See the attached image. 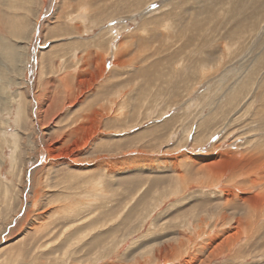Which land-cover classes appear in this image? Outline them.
I'll return each mask as SVG.
<instances>
[{
    "label": "rangeland",
    "instance_id": "374dc122",
    "mask_svg": "<svg viewBox=\"0 0 264 264\" xmlns=\"http://www.w3.org/2000/svg\"><path fill=\"white\" fill-rule=\"evenodd\" d=\"M238 1L0 0V264H264V2Z\"/></svg>",
    "mask_w": 264,
    "mask_h": 264
},
{
    "label": "bare ground",
    "instance_id": "6f19581e",
    "mask_svg": "<svg viewBox=\"0 0 264 264\" xmlns=\"http://www.w3.org/2000/svg\"><path fill=\"white\" fill-rule=\"evenodd\" d=\"M149 1H150V0H149ZM169 1H170V0H169ZM189 1H190V0H189ZM250 1H253V2H256V3H257L258 1H259V2L261 1L262 4H263V2H264V0H246V3H245V4L249 3ZM200 2H201V1H200ZM240 2H241V0L238 1V3H240ZM202 3H203V2H202ZM214 3H215V1H214ZM200 5H201V4H200ZM254 5H255V4H254ZM179 6H181V5H179ZM201 6H202V5H201ZM218 6H219V5H218ZM257 6H258V5H257ZM199 7H200V6H199ZM206 8H207V7H206ZM219 8H220V7H219ZM201 9H202V8H201ZM232 9H234V7H232ZM186 10H187V9H186ZM211 10H212V9H211ZM215 10H216V8H215ZM254 10H256V8H255ZM168 12H169V11H168ZM174 12H176V11H174ZM190 12H191V11H190ZM199 12H200V11H198V13H199ZM230 12L232 13V12H234V11H231V9H230ZM256 12H257V11H256ZM169 13H170V12H169ZM187 13H188V10H187ZM187 13H186V14H187ZM204 13H205V12H204ZM206 13H207V11H206ZM208 13H209V11H208ZM140 14H141V13H140ZM170 14H171V13H170ZM170 14H169V15H170ZM183 14H184V13H183ZM189 14H190V13H189ZM191 14H192V13H191ZM145 15H146V14H145ZM181 15H182V14H180L179 16H181ZM184 15H185V14H184ZM187 15H188V14H187ZM195 15H196V14H195ZM204 15H205V14H204ZM142 16H143V15H142ZM171 16H172V15H171ZM193 16H194V15H192V17H193ZM201 16H202V15H200V17H201ZM182 17L184 18L185 16H181V17H179V18L183 19ZM188 17H189V15H188ZM205 17L207 18V16H205ZM208 18H209V17H208ZM189 19H190V18H189ZM193 19H194V18H193ZM195 19H196V17H195ZM203 19H204V18H203ZM120 20H121V19H120ZM204 20H205V19H204ZM204 20H203V21H204ZM188 21H189V20H188ZM194 21H195V20H194ZM200 21H201V20H200ZM145 22H149V21L145 19ZM184 22H185V21H184ZM195 22H197V21H195ZM8 23H11V24L14 26V28L11 27V29H16V30H14V31L11 32V33H12L11 35H13V36H18L19 33H18V31H17V28H16V26H15V23H13L12 20H8ZM185 23H186V22H185ZM185 23H183V22L181 23L179 30H177V32H176L177 34L182 35L183 30H184L182 27H185V25H186ZM200 23H201V22H200ZM200 23H199V24H200ZM205 23H206V22H205ZM187 25H188V24H187ZM192 25H195V24L192 23ZM174 26H175V25H174ZM190 26H191V25H190ZM190 26H189V27H190ZM195 26H196V25H195ZM203 26H204V25H203ZM177 27H178V26H177ZM197 27H198V26H197ZM166 28H168V27H166ZM199 28H200V27H199ZM201 28H202V27H201ZM212 28H213V27H212ZM158 30H159V29H158ZM190 30H191V29H190ZM175 31H176V30H175ZM188 31H189V30H188ZM212 31H213V30H212ZM164 32H165V31H164ZM186 32H187V31H186ZM191 32H192V31H191ZM166 33H167V32H166ZM192 33H193V32H192ZM211 33H212V32H211ZM220 33H221V31H220ZM168 34H169V33H168ZM168 34H167V35H168ZM102 35H103V34H102ZM167 35H166V36H167ZM187 35H188V34H187ZM225 35H226V34H225ZM190 37H191V35H190ZM186 38H187V37H186ZM193 40H194V37H191V38L189 39L188 42L192 43ZM12 47H13V46H12ZM117 48H118V47H117ZM117 48H116V49H117ZM202 48H203V47H202ZM3 49H5L7 55H8V54L10 55V56H9V60L13 61V55H14V53H15V59H16V49H15V47H13L11 50H8L7 48H3ZM113 52H114V51H113ZM115 53H116V52H115ZM115 53H114V55H115ZM117 53H118V52H117ZM112 54H113V53H112ZM263 55H264V54H262V56H263ZM35 56H36V55H35ZM16 60H17V59H16ZM119 60H121V59H119ZM260 60H261V58H260ZM263 60H264V59H263ZM263 60H262V61H263ZM31 62H32V61H31ZM35 62H36V61H35ZM120 62H121V61H120ZM125 63H126V62H125ZM261 63H262V62H261ZM117 64H118V63H117ZM123 64H124V63H123ZM123 64H122V65H123ZM258 64H259V63H258ZM118 65H120V64H118ZM34 66H35V65H34ZM37 66H38V65H37ZM115 67H116V66H115ZM103 68H104V67H103ZM30 69H31V68H30ZM35 69H36V68H35ZM199 69H201V68H199ZM103 71H104V69H101V70H100V72H99L100 77H101V75H102L101 73H102ZM200 71H201V70H199V72H200ZM248 73H249V72H248ZM32 76H33V75H32ZM102 77H103V76H102ZM247 77H248V76H247ZM106 78H107V77H106ZM80 82H81V81H80ZM87 83H88V82H87ZM89 86H91V85H89ZM89 86H87V87H89ZM109 86H112V87H113V90H115L116 87H117V84L114 85V84H112V83L109 82L108 87H109ZM124 87H125V86H124ZM245 89H246V88H245ZM243 90H244V89H243ZM92 91H93V90H92ZM106 91H107V90H106ZM241 91H242V90H241V88H240V92H241ZM0 92H2L1 89H0ZM107 92L110 93L111 90H108ZM246 92H247V91H246ZM32 93H33V92H32ZM70 94H71V93L69 92V95H70ZM80 94H81V93H80ZM82 94H83V93H82ZM76 96H77V95H76ZM76 96H75V97H76ZM108 96H109V94H108ZM118 96H119V95H118ZM121 96H122V94H121ZM79 97H80V96H79ZM79 97H78V98H79ZM231 99H232V98H231ZM77 100H78V99H77ZM77 100H76L75 102H77ZM31 101H32V100H31ZM30 104H31V103H30ZM35 104H36V103H35ZM41 104H42V103H41ZM74 104H75V103H74ZM70 105H71V104H70ZM39 108H40V107H39ZM110 109H111L112 111L114 110L112 107H110ZM100 110H101V112H105L104 115H103L102 117H103L106 121H107V118H111V117L114 118V116H112L113 112L110 113V112H109V109H108L107 107H105V109H104V108H102V109L100 108ZM49 111H50V110H49ZM94 111H95V110H93V112H94ZM36 112H37V111H36ZM39 112H41V111H39ZM94 113H96V112H94ZM94 113H93V115H94ZM97 113H98V112H97ZM128 113H129V112H128ZM128 113H127V114H128ZM38 114H39V113H38ZM127 114H123V116L121 117L122 119H121V118H120V119L118 118V119H114V120H116V121H117V120H118V121L120 120V121H121V120H123V118H125V116H129V115H130V114H129V115H127ZM110 115H111V116H110ZM40 117H41V115H40ZM42 118H44V117H42ZM127 118H128V117H127ZM114 120H113V119H108V121H114ZM127 120H128V119H127ZM32 121H34V120H32ZM38 123H39V122H38ZM100 123H101V122H100ZM98 125H99V124H98ZM45 127H46V126H45ZM41 128H42V127H41ZM44 129H45V128H44ZM39 131H40V130H39ZM43 134H44V133H43ZM44 135H45V134H44ZM67 135H68V134H67ZM67 135H66V136H67ZM39 136H40V135H39ZM62 137H64V136H62ZM88 137H89V136H88ZM64 138H65V137H64ZM89 138H90V137H89ZM89 138H88V139H89ZM91 138H92V137H91ZM55 139H56V138H55ZM183 140H184V139H183ZM39 141H40V140H39ZM74 141H75V140H74ZM79 141H80V140H79ZM205 141H206V140H205ZM61 144H63V143H61ZM78 144H79V143H78ZM78 144H77V145H78ZM77 145H76V146H77ZM39 146H41V144H39ZM48 146H49V145H48ZM80 146H81V144L79 145V147H80ZM84 146L86 147V143L82 144L81 149H82V147H84ZM198 146H199V145H198ZM77 147H78V146H77ZM39 148H40V147H39ZM40 149H41V148H40ZM64 149H65V148H64ZM77 149H78V148H77ZM37 151H38V150H37ZM49 151H50V150H49ZM50 152H51V151H50ZM57 152H58V151H57ZM73 152H74V151H73ZM73 152H72V154H73ZM51 153L53 154V152H51ZM55 153H56V151H55ZM76 153H78V152H76ZM228 153H229V152H228ZM36 154H37V152H36ZM38 154L40 155V158L43 157V155H44V150H43V148H42L41 150L38 151ZM52 154H51V155H52ZM224 154H225V153H224ZM64 155H65V154H64ZM55 156H56V155H55ZM223 156H224V155H223ZM44 157H45V156H44ZM51 157H52V156H51ZM59 158H60V157H59ZM63 158H64V157H63ZM65 158H66V159H69V156H65ZM70 158H71V157H70ZM187 158H188V157H187ZM47 159H48V158L46 157V160H47ZM52 159H53V158H52ZM57 159H58V158H57ZM180 159H181V158H180ZM190 159H191V158L189 157V160H187V163L189 162V164H191V163H190ZM231 159H232V158H231ZM44 160H45V159H44ZM177 160H178V159H174V160H172V162L170 163V164H172V165H171V166H172L171 168L176 169V162L178 163ZM228 160H229V159H228ZM74 161H75V159H74ZM182 161L184 162L185 160H181V162H182ZM37 162L39 163L40 161L38 160L37 157H35V160H34V163H35V164H33L32 167L28 170V176H29V177H33V176H32L33 174H29L30 171H31L32 173H37V172L40 173V172L43 170V166H41L42 168H41L40 166L36 167V165H38ZM164 162L167 163V161H165V160H164ZM179 162H180V161H179ZM215 162H216V161H215ZM239 162H240V161H239ZM242 162H243V161H242ZM223 163H224V162H223ZM225 163H226V162H225ZM236 163H237V162H236ZM41 164H42V163H41ZM43 164H44V163H43ZM46 164H47V163H46ZM168 164H169V163H168ZM170 164H169V165H170ZM179 164L181 165L182 163H179ZM239 164H240V163H239ZM39 165H40V164H39ZM192 165H193V164L189 165V167L192 166ZM209 165H210V164H209ZM214 165H215V164H214ZM263 165H264V162H262V164L259 165V166L262 168ZM183 166H184V165H183ZM217 166H218V165H217ZM39 167H40V168H39ZM152 167H153V166H152ZM156 167H157V166H156ZM166 167L168 168V166H166ZM206 167L209 168V169H206V171H204V172H203L202 169H199V170H200L201 172H203L204 174H208L209 171H210V172H213V170L210 169V166L208 167V165H207V166H204L203 168H206ZM218 167H219V166H218ZM218 167H217V169L219 170ZM223 167H224V166H223ZM235 167H236V166H235ZM235 167H234V168H235ZM44 168H45V167H44ZM254 168H255V167H254ZM254 168H253V169H254ZM257 168H258V167H257ZM191 169H192V168H191ZM191 169H190V170H191ZM224 169H225V168H224ZM259 169H260V168H258V170H259ZM175 171H176V170H175ZM221 171H222V169H221ZM248 171H249V170H248ZM248 171H247V172H248ZM254 171H255V170H254ZM201 172H199V173L201 174ZM249 172L251 173V171H249ZM255 172H256V171H255ZM215 173L219 174L217 171H216ZM243 173H244V172H243ZM260 173H261V172H260ZM185 174H186V173H185ZM222 174H223V173H222ZM253 174H254V173H253ZM256 174H257V173H256ZM26 175H27V174H26ZM177 175L179 176L180 179L183 178V174L176 173V176H177ZM212 175H213V174H212ZM254 175H255V174H254ZM249 176H250V175H249ZM260 176H261V175H260ZM200 177H202V175H200ZM204 177H205L206 179H210V178H211V176H204ZM219 177H221V175H220ZM256 177H257V175H256ZM33 178H34V177H33ZM253 178H255V177H253ZM259 178H260V177H259ZM256 180H257V179H256ZM246 181H247V180H246ZM249 182H250V181H249ZM29 183H30V181H29ZM256 185H257V183H256ZM187 186H188V185H187ZM245 187H246V186H245ZM28 188H29V185H27V187H26V189H25V193H24V195H23V199H24L25 202H26V200H27V198H28L27 194L29 195ZM236 188H237V187H236ZM246 188H247V187H246ZM243 190H244V189H243ZM243 190H242V191H243ZM245 190H246V189H245ZM22 192H23V191H22ZM162 192H163V191H162ZM227 192H228V191H227ZM235 192H236V191H235ZM26 193H27V194H26ZM225 193H226V192H225ZM164 194H165V193H164ZM164 194H163V195H164ZM32 195H33V194H32ZM223 195H224V193H223ZM161 196H162V195H161ZM165 196H166V195H165ZM187 196H188V195H187ZM36 197H37V198H35V200L33 201V203H34V202H35V203H36V202H37V203L40 202V198H39L40 196L37 195ZM225 198H226V199H224L225 201H224V200H223V201L226 203L227 207H229L230 205H229L228 203H229V201L232 200L231 198H233V196H232L230 193H228V194L225 196ZM240 198H241V197H240ZM258 199H259V198H258ZM154 200H155V199H154ZM233 200H234V199H233ZM148 202H149V201H148ZM148 202H147V204H148ZM224 202H223V203H224ZM249 202H250V207H251L252 209H254V210H257V211H258V210L260 211V208H259V207H260V205H261L262 203H264V202L261 201V200L256 201V200H254V199L249 200ZM162 203H163V199H160V200H159V199L157 198V200H156L155 202H152V203L149 204V205L152 206V207H154V209H155V207H158V206L161 205ZM225 203H224V205H225ZM255 205H258V207L256 208ZM31 206H33V204H31ZM146 206H147V205H146ZM227 207H226V209H227ZM64 209H65V208H64ZM71 209H73V208H71ZM144 209H146V208H144ZM154 209L152 208V210H154ZM67 210H68V209H67ZM73 210H74V209H73ZM73 210H72V211H73ZM93 210H94V209H93ZM93 210H92V211H93ZM142 210H143V208H142ZM197 210H198V209H197ZM68 211H69V210H68ZM74 211H75V210H74ZM92 211H91V212H92ZM202 211H203V210H202ZM129 212H130V211H129ZM64 213H65V212H64ZM72 213H73V212L68 213V214L71 215ZM77 213H80V212L78 211ZM148 213H149V212H148ZM65 214H66V213H65ZM160 214H161V213H160ZM208 214H209V212L207 211V212H206V215H208ZM74 216L77 217V215H76L75 213H74L73 217H74ZM66 217H67V215H66ZM203 217H204V216H203ZM68 218H69V217H68ZM68 218H66V219H68ZM79 218H80V217H78V219H79ZM201 218H202V216H201ZM225 218H226V217H225ZM70 219H72V217H70L68 220H70ZM75 219H76V218H75ZM179 219H180V218H179ZM221 219H222V217H221ZM223 220H224V219H223ZM71 221H73V220H71ZM224 221H225V220H224ZM240 221H241V220H240ZM222 222H223V221H222ZM72 223H73V222H72ZM220 224H221V223H220ZM222 224H223V223H222ZM214 225H215V224H214ZM59 226H61V225H59ZM42 228H43V227H42ZM42 228H40V226H35L34 229H33V230L36 231V232L34 233V235H38V234L42 231ZM53 228H54V227H53ZM176 229H177V228H176ZM201 229H202V228H201ZM202 230H203V229H202ZM38 231H39V233H38ZM203 231H206V230L204 229ZM200 233H201V232H200ZM200 233H196V234L200 235ZM40 234H41V233H40ZM43 236H44V235H43ZM189 240H190V239H189ZM189 240H188V241H189ZM192 240H193V239H192ZM192 240H191V241H192ZM199 240H200V239H199ZM191 241H190V242H191ZM186 243H187V242H186ZM187 244H188V243H187ZM186 246H187V245H186ZM194 249H195V248H194ZM163 250H166V249H163ZM160 251H161V250H160ZM161 252H162V251H161ZM174 253H176V252H174ZM176 255H177V254H176ZM176 255H174V256H176ZM179 257H181V256H179ZM165 262H166V260H165Z\"/></svg>",
    "mask_w": 264,
    "mask_h": 264
},
{
    "label": "snow or ice",
    "instance_id": "6c2138e0",
    "mask_svg": "<svg viewBox=\"0 0 264 264\" xmlns=\"http://www.w3.org/2000/svg\"><path fill=\"white\" fill-rule=\"evenodd\" d=\"M155 7V6H154Z\"/></svg>",
    "mask_w": 264,
    "mask_h": 264
}]
</instances>
